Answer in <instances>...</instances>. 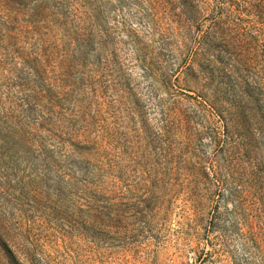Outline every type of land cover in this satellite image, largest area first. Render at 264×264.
<instances>
[{"label":"rangeland","instance_id":"rangeland-1","mask_svg":"<svg viewBox=\"0 0 264 264\" xmlns=\"http://www.w3.org/2000/svg\"><path fill=\"white\" fill-rule=\"evenodd\" d=\"M180 1L0 0V264H264V180L216 182Z\"/></svg>","mask_w":264,"mask_h":264},{"label":"trees","instance_id":"trees-1","mask_svg":"<svg viewBox=\"0 0 264 264\" xmlns=\"http://www.w3.org/2000/svg\"><path fill=\"white\" fill-rule=\"evenodd\" d=\"M194 1L181 0L179 14H172L179 21L174 33L182 36L175 48L178 67L196 85L194 100L215 126L212 141L227 155L222 162L228 169L219 167L227 178L216 182L225 191L243 186L255 193L264 180V0H216L206 20ZM95 60L99 66L100 55ZM159 115L170 119L171 110L160 105ZM88 185L100 193L98 185Z\"/></svg>","mask_w":264,"mask_h":264}]
</instances>
